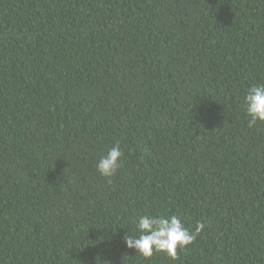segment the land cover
<instances>
[{"label":"trees","instance_id":"1","mask_svg":"<svg viewBox=\"0 0 264 264\" xmlns=\"http://www.w3.org/2000/svg\"><path fill=\"white\" fill-rule=\"evenodd\" d=\"M254 84L264 0H0V264H264ZM145 214L205 228L145 258Z\"/></svg>","mask_w":264,"mask_h":264},{"label":"clouds","instance_id":"2","mask_svg":"<svg viewBox=\"0 0 264 264\" xmlns=\"http://www.w3.org/2000/svg\"><path fill=\"white\" fill-rule=\"evenodd\" d=\"M244 106L249 128L254 127L257 122H264V84H254L247 89ZM123 155L117 143L99 158L95 165L96 171L105 178H111L121 166ZM135 225L136 233L124 237L127 248L135 249L136 253L145 258L154 253H164L172 260L177 258V249H184L193 243L205 228V223L201 221H197L194 228L186 227L178 214L140 215Z\"/></svg>","mask_w":264,"mask_h":264}]
</instances>
